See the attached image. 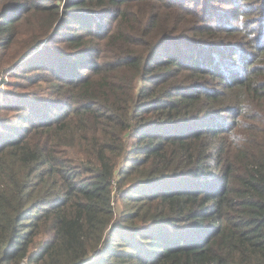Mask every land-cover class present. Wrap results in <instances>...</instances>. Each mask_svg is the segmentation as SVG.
Here are the masks:
<instances>
[{
  "label": "trees",
  "instance_id": "16d2710c",
  "mask_svg": "<svg viewBox=\"0 0 264 264\" xmlns=\"http://www.w3.org/2000/svg\"><path fill=\"white\" fill-rule=\"evenodd\" d=\"M12 67L0 264H264V0H0Z\"/></svg>",
  "mask_w": 264,
  "mask_h": 264
},
{
  "label": "rangeland",
  "instance_id": "374dc122",
  "mask_svg": "<svg viewBox=\"0 0 264 264\" xmlns=\"http://www.w3.org/2000/svg\"><path fill=\"white\" fill-rule=\"evenodd\" d=\"M30 63L28 64H25L24 66L22 67H26L29 65ZM13 67L8 71V72H1L0 73V94L3 93V92H6L9 90V88L12 86V82H14L15 80H18L19 78V75H16V73H21V71L23 70H16L15 72L13 71ZM21 82H24L23 79H20ZM12 88V87H11ZM42 88H45V85L40 83V84H37V85H34V86H31V87H27V89H21V94H27L28 92H34L36 94H38V98L40 99H44L43 97H41L43 94L41 93V89ZM2 102V101H0ZM46 108H49V107H46ZM13 114L15 113H12L10 112V116L12 117ZM23 114V113H22ZM12 121L13 122H17V118L14 117L12 118ZM6 124V123H5ZM115 206L119 209V211L123 208V202L122 200L120 199L119 195L116 194L115 196Z\"/></svg>",
  "mask_w": 264,
  "mask_h": 264
},
{
  "label": "built area",
  "instance_id": "2783aa9c",
  "mask_svg": "<svg viewBox=\"0 0 264 264\" xmlns=\"http://www.w3.org/2000/svg\"><path fill=\"white\" fill-rule=\"evenodd\" d=\"M25 264V263H24Z\"/></svg>",
  "mask_w": 264,
  "mask_h": 264
}]
</instances>
